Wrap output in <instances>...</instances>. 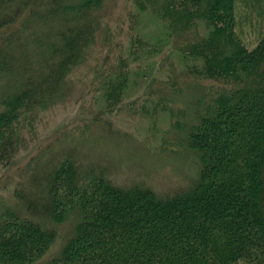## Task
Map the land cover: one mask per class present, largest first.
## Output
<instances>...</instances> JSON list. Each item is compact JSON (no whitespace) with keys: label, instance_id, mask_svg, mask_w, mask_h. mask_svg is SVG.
<instances>
[{"label":"trees","instance_id":"16d2710c","mask_svg":"<svg viewBox=\"0 0 264 264\" xmlns=\"http://www.w3.org/2000/svg\"><path fill=\"white\" fill-rule=\"evenodd\" d=\"M103 3L0 0V169L33 130L31 117L66 99L69 75L94 46ZM145 3L184 43L179 54L196 65L189 73L213 84L189 95L169 81L183 106L178 138L171 149L148 151L168 159L189 152L192 181L162 193L141 181L118 184L112 163L86 159L83 141L40 156L46 162L28 184L36 196L20 187L16 204L0 201V264H264V31L251 48L239 38L237 0ZM124 68L103 82L105 112L122 100ZM194 98L203 102L195 114ZM155 102L153 112L168 110L167 99Z\"/></svg>","mask_w":264,"mask_h":264},{"label":"rangeland","instance_id":"374dc122","mask_svg":"<svg viewBox=\"0 0 264 264\" xmlns=\"http://www.w3.org/2000/svg\"><path fill=\"white\" fill-rule=\"evenodd\" d=\"M145 1L104 0L100 12L102 24L94 46L87 61L69 75L66 99L31 117L33 130L23 134L14 159L0 169L2 203L16 204L13 191L20 187L34 198L36 188L28 184L33 172L39 170L37 165L46 162L40 156L49 158L56 150L75 146L79 141L86 142L82 149L86 159L101 155L97 158L112 163L114 169L109 174L118 184L141 181L162 193L178 188L180 182L192 181L189 152L179 151L178 156L168 159V156L163 158L158 152L153 156L148 151L159 146L171 149L178 138L173 126L178 118L175 115L182 112L183 106L176 102L177 95L167 91L170 83L175 82L189 95L207 92L213 84L189 73L196 65L179 54L184 43L169 30L159 14L147 10L149 5ZM142 5L147 6L146 9H142ZM236 8L235 30L251 48L264 31V1L237 0ZM197 34L201 36L204 32L199 28ZM191 35L192 30L185 37ZM151 48L153 52L149 55L146 50ZM121 62L128 72L124 95L119 106L105 112L103 82L110 80ZM185 85L192 89L186 91ZM157 99L163 102L167 99L168 110L153 112L151 109ZM193 104L194 114L199 113L203 102L194 98ZM142 107H149L147 115L139 112ZM187 120L190 121V117ZM84 155L79 158L81 165L86 162ZM173 165L175 170L171 172ZM39 172V176L43 175V169ZM66 229L60 231L61 236Z\"/></svg>","mask_w":264,"mask_h":264}]
</instances>
